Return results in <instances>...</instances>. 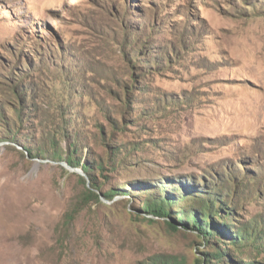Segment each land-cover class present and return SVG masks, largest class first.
<instances>
[{
	"label": "rangeland",
	"instance_id": "1",
	"mask_svg": "<svg viewBox=\"0 0 264 264\" xmlns=\"http://www.w3.org/2000/svg\"><path fill=\"white\" fill-rule=\"evenodd\" d=\"M0 109V264H193L127 192L211 183L264 264V0H0Z\"/></svg>",
	"mask_w": 264,
	"mask_h": 264
},
{
	"label": "trees",
	"instance_id": "2",
	"mask_svg": "<svg viewBox=\"0 0 264 264\" xmlns=\"http://www.w3.org/2000/svg\"><path fill=\"white\" fill-rule=\"evenodd\" d=\"M10 113L14 114V111L11 110ZM3 119L4 115L0 119L1 126L6 129L7 134H10L9 125ZM110 148L111 152L117 149L112 146ZM69 163L72 165V162L69 161ZM87 167L90 173L95 168V171L101 174L103 163L101 160L98 163L90 161ZM90 178L94 183L91 174ZM115 184L117 183L110 185L107 200H111L114 195L121 193V190L128 186L121 184L115 187ZM213 186L214 184L211 183V185L202 186H181L173 190L157 188L156 191H152L150 189L146 193L127 192L133 197L134 203L131 207L136 210V212H129L130 218L148 224H157L160 222L159 219L164 220L163 223L170 232H177L174 234L180 233L184 236L189 234L201 240L200 246H204L203 250L194 247L193 250L195 249V252L197 251L202 257L200 256L199 259L195 256L193 264H244L238 261L242 255L235 256L233 250L241 251L249 242V228L246 230L247 224L242 225L236 220L234 209L230 210L221 195L211 193ZM135 199L138 200L137 203ZM246 256L252 258L253 255ZM159 264H166V262ZM167 264H187V262L176 258Z\"/></svg>",
	"mask_w": 264,
	"mask_h": 264
},
{
	"label": "bare ground",
	"instance_id": "3",
	"mask_svg": "<svg viewBox=\"0 0 264 264\" xmlns=\"http://www.w3.org/2000/svg\"><path fill=\"white\" fill-rule=\"evenodd\" d=\"M28 219L21 216V215H14L11 218L6 219L3 224L4 227H2L4 230L1 234V237L4 241H11L16 239L22 231V226L25 227L27 224ZM17 224V227H13Z\"/></svg>",
	"mask_w": 264,
	"mask_h": 264
}]
</instances>
